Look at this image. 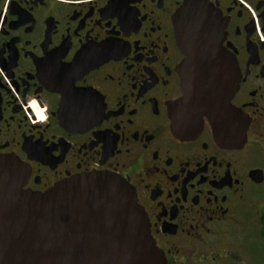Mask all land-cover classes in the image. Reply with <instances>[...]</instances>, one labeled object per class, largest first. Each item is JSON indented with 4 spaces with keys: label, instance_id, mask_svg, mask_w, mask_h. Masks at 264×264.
I'll use <instances>...</instances> for the list:
<instances>
[{
    "label": "flooded vegetation",
    "instance_id": "1",
    "mask_svg": "<svg viewBox=\"0 0 264 264\" xmlns=\"http://www.w3.org/2000/svg\"><path fill=\"white\" fill-rule=\"evenodd\" d=\"M188 0H0V154L43 192L105 171L135 189L162 264H264V0H208L240 75L237 143L172 127ZM259 26V29H258Z\"/></svg>",
    "mask_w": 264,
    "mask_h": 264
},
{
    "label": "water",
    "instance_id": "2",
    "mask_svg": "<svg viewBox=\"0 0 264 264\" xmlns=\"http://www.w3.org/2000/svg\"><path fill=\"white\" fill-rule=\"evenodd\" d=\"M173 23L184 58L174 132L192 137L204 118L218 140L245 139L246 119L231 104L240 75L222 47L225 22L208 0H188ZM29 168L0 154V264H162L133 186L105 171L78 174L43 192L24 188Z\"/></svg>",
    "mask_w": 264,
    "mask_h": 264
}]
</instances>
